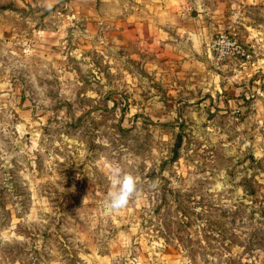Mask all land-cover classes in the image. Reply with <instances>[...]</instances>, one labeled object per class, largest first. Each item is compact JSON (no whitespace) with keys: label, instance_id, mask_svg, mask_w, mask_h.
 <instances>
[{"label":"rangeland","instance_id":"rangeland-1","mask_svg":"<svg viewBox=\"0 0 264 264\" xmlns=\"http://www.w3.org/2000/svg\"><path fill=\"white\" fill-rule=\"evenodd\" d=\"M258 6L224 29L263 37ZM146 16L0 0V264H264V95L212 97ZM113 165L139 192L119 212Z\"/></svg>","mask_w":264,"mask_h":264},{"label":"crops","instance_id":"crops-1","mask_svg":"<svg viewBox=\"0 0 264 264\" xmlns=\"http://www.w3.org/2000/svg\"><path fill=\"white\" fill-rule=\"evenodd\" d=\"M30 1L49 6L55 3V0ZM136 3L147 13L146 17H137L145 30L142 38L151 49L163 44L164 50L177 57L181 55L193 71L197 69L203 76L205 91H210L212 97L219 95L225 98L221 102L241 104L249 95L255 102L261 99L259 94L264 95V55H259L258 50L245 62L231 60L219 67L212 66L208 56L214 34L232 25L239 13L249 18L247 10L264 4V0H136ZM261 32L253 28L247 33L241 28V34L248 35L247 44L264 49Z\"/></svg>","mask_w":264,"mask_h":264},{"label":"built area","instance_id":"built-area-1","mask_svg":"<svg viewBox=\"0 0 264 264\" xmlns=\"http://www.w3.org/2000/svg\"><path fill=\"white\" fill-rule=\"evenodd\" d=\"M209 62L219 67L231 60L245 62L252 57L250 47L242 41L238 33L231 29L216 32L208 48Z\"/></svg>","mask_w":264,"mask_h":264},{"label":"clouds","instance_id":"clouds-1","mask_svg":"<svg viewBox=\"0 0 264 264\" xmlns=\"http://www.w3.org/2000/svg\"><path fill=\"white\" fill-rule=\"evenodd\" d=\"M109 189L103 202L105 211L119 212L125 209L133 198H138L135 178L124 173L119 165H113L108 175Z\"/></svg>","mask_w":264,"mask_h":264},{"label":"trees","instance_id":"trees-1","mask_svg":"<svg viewBox=\"0 0 264 264\" xmlns=\"http://www.w3.org/2000/svg\"><path fill=\"white\" fill-rule=\"evenodd\" d=\"M180 142L177 143V146L173 149L174 156L178 154V148H179Z\"/></svg>","mask_w":264,"mask_h":264}]
</instances>
